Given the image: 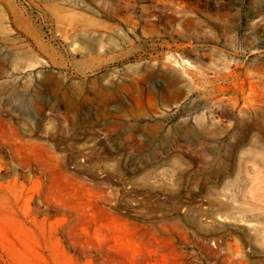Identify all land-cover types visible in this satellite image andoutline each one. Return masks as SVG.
I'll list each match as a JSON object with an SVG mask.
<instances>
[{
  "label": "rangeland",
  "instance_id": "1",
  "mask_svg": "<svg viewBox=\"0 0 264 264\" xmlns=\"http://www.w3.org/2000/svg\"><path fill=\"white\" fill-rule=\"evenodd\" d=\"M0 264H264V0H0Z\"/></svg>",
  "mask_w": 264,
  "mask_h": 264
}]
</instances>
